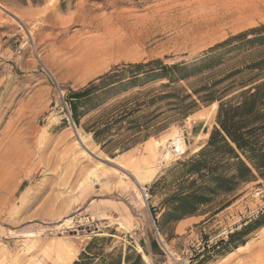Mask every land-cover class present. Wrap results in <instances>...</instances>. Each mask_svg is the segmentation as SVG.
Instances as JSON below:
<instances>
[{
    "label": "rangeland",
    "instance_id": "obj_1",
    "mask_svg": "<svg viewBox=\"0 0 264 264\" xmlns=\"http://www.w3.org/2000/svg\"><path fill=\"white\" fill-rule=\"evenodd\" d=\"M0 7L9 11L0 9V264H73L93 240L92 253L110 257L87 264L118 257L122 264H264L257 241L264 177L254 172L216 190L212 177L223 170L211 173L213 155L199 156L218 128L217 106L198 103L184 119H89L166 83L153 72L137 76L142 87L94 100L101 106L78 125L67 102L113 69L191 62L264 26V0H0ZM177 136L184 153L163 162ZM199 160L206 168L189 173ZM231 163L225 179L235 174ZM140 187L150 191L147 203Z\"/></svg>",
    "mask_w": 264,
    "mask_h": 264
},
{
    "label": "trees",
    "instance_id": "obj_2",
    "mask_svg": "<svg viewBox=\"0 0 264 264\" xmlns=\"http://www.w3.org/2000/svg\"><path fill=\"white\" fill-rule=\"evenodd\" d=\"M150 65L160 66L161 63L128 65L130 72L113 69L69 95L67 102L74 123L78 125L81 117L101 106L99 102L93 103L94 100L116 97L131 88L142 87L137 76L153 72L150 78L164 79L166 83L132 92L89 119H184L198 103L212 104L217 106L218 128L210 134L199 156L213 155L217 166L211 173L220 168L224 171L229 161L235 170L230 180L224 178L223 171L215 174L212 177L215 189L221 190L229 181L233 184L248 181L254 178V172L264 177V26L231 36L191 62L143 71ZM181 81L187 88L179 85ZM177 84L180 87L177 88ZM166 126L167 123H162L156 130ZM206 164L202 160L195 161L189 173L199 175ZM95 243L96 240L91 241L73 264H87L94 258L105 261L110 257L92 253ZM107 264H122V258ZM124 264H128L127 258ZM136 264L141 262L138 260Z\"/></svg>",
    "mask_w": 264,
    "mask_h": 264
},
{
    "label": "bare ground",
    "instance_id": "obj_3",
    "mask_svg": "<svg viewBox=\"0 0 264 264\" xmlns=\"http://www.w3.org/2000/svg\"><path fill=\"white\" fill-rule=\"evenodd\" d=\"M0 9L1 10H4V11H6V13H9V11H7L5 8H3V7H0ZM11 14V13H10ZM9 14V15H10ZM12 16H14V17H16L15 15H13L12 14ZM187 119H189V118H187ZM186 119V120H187ZM81 142V141H80ZM80 144H83L82 142L80 143ZM85 149V148H84ZM184 151H185V147H184V145L182 144V138L180 137V136H177V137H175L172 141H171V143L168 145V147H166V149H165V151H164V153H163V155H162V161L163 162H165V161H168V160H170L171 159V157H172V153L174 152V153H177L178 155H182L183 153H184ZM160 163V162H159ZM159 165V164H158ZM136 193L137 194H139V192L136 190ZM70 222H71V219H67L65 222H64V225L67 227V226H69L70 225ZM122 226H124L123 224H121ZM122 226H121V229H123L122 228ZM95 228V227H94ZM263 231H264V229H263ZM263 234H264V232H263ZM264 236V235H263ZM263 236H262V238H263ZM257 241H260V242H258V247H260V248H262V250L264 249V238H263V240H260V238H259V240H257ZM247 247V245H244V246H242V247H239L238 249H236L235 250V252H238V251H241V250H243V249H245ZM137 252L138 253H141V249L140 248H138L137 249ZM232 255V254H231ZM263 255H259V256H257V258L259 259V258H261ZM141 257H142V259H144V261L145 262H147L148 260H147V257L143 254V253H141ZM173 260V259H172ZM175 261L177 260V259H174ZM177 262V261H176Z\"/></svg>",
    "mask_w": 264,
    "mask_h": 264
},
{
    "label": "crops",
    "instance_id": "obj_4",
    "mask_svg": "<svg viewBox=\"0 0 264 264\" xmlns=\"http://www.w3.org/2000/svg\"><path fill=\"white\" fill-rule=\"evenodd\" d=\"M145 242V241H144ZM160 249V247H159V243L155 240V239H150L149 241H148V246H147V249H149L150 250V252H157L159 249ZM153 256H154V258L155 259H157V258H160L161 256H157L156 254H153Z\"/></svg>",
    "mask_w": 264,
    "mask_h": 264
},
{
    "label": "built area",
    "instance_id": "obj_5",
    "mask_svg": "<svg viewBox=\"0 0 264 264\" xmlns=\"http://www.w3.org/2000/svg\"><path fill=\"white\" fill-rule=\"evenodd\" d=\"M140 197L144 202H148L151 199V195H150V191L148 188L146 187H140ZM89 228V227H87ZM155 230L157 231V229L155 228Z\"/></svg>",
    "mask_w": 264,
    "mask_h": 264
}]
</instances>
